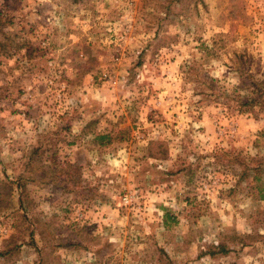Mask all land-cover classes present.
<instances>
[{
  "label": "rangeland",
  "instance_id": "374dc122",
  "mask_svg": "<svg viewBox=\"0 0 264 264\" xmlns=\"http://www.w3.org/2000/svg\"><path fill=\"white\" fill-rule=\"evenodd\" d=\"M263 187L264 0H0V264H264Z\"/></svg>",
  "mask_w": 264,
  "mask_h": 264
},
{
  "label": "trees",
  "instance_id": "16d2710c",
  "mask_svg": "<svg viewBox=\"0 0 264 264\" xmlns=\"http://www.w3.org/2000/svg\"><path fill=\"white\" fill-rule=\"evenodd\" d=\"M249 104H250V102H249ZM104 137H107V135H97V136H95V139L99 140V139H102ZM101 143L102 142H100V144ZM62 166H66V167L70 168L72 165L66 162V163L62 164ZM258 195H259L260 198H264V187L263 188H259Z\"/></svg>",
  "mask_w": 264,
  "mask_h": 264
}]
</instances>
